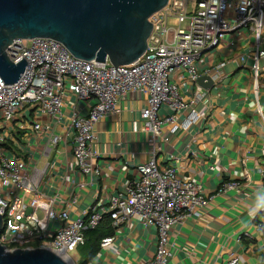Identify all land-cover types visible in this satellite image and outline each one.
<instances>
[{
  "label": "built area",
  "instance_id": "built-area-1",
  "mask_svg": "<svg viewBox=\"0 0 264 264\" xmlns=\"http://www.w3.org/2000/svg\"><path fill=\"white\" fill-rule=\"evenodd\" d=\"M148 20L151 31L144 53L133 63L116 68L108 60L75 58L51 38L15 39L5 48L12 63L26 62L16 83L4 84L0 79V245L5 251L47 249L76 264L69 254L83 246L87 230L98 227L105 216L113 229L129 225L135 217L156 239L152 257L140 264H169L170 232L189 219H200L213 197L202 194L197 181L180 177L175 167L178 154L170 153L172 164L161 166L156 159V141L167 142V132H188L202 120L193 108L202 98L197 83L205 77L220 81L227 64L222 60L201 71L207 53L222 46L243 49L235 60L250 72L251 94L264 124L259 102L264 0H194L192 5L189 0H168ZM176 75L190 87L180 88L172 79ZM187 92L189 99L185 98ZM127 94L143 96L146 102L140 119L151 145L150 158L136 166L135 175L121 193L94 201L72 219L63 204L76 202L75 193L71 191L64 199L58 193L48 195L41 190L42 177L48 171L56 172L61 184L67 185L69 173L76 172L82 177L77 186L84 189V177L98 174L93 164L94 126L114 112L119 99ZM29 113L31 118L26 119ZM9 131L27 138L28 147H35L32 153L24 158L14 156L8 142L12 141L11 146L21 144ZM40 147V155L46 157L43 169L33 164ZM261 152L264 154V143ZM259 173L263 179L264 168ZM239 187L236 181H224L218 192ZM254 214L253 229L263 237L264 204L254 209ZM244 238L253 237L245 232L236 241ZM112 241L113 237L102 239L99 248ZM223 264L247 263L243 256L229 254Z\"/></svg>",
  "mask_w": 264,
  "mask_h": 264
},
{
  "label": "crops",
  "instance_id": "crops-1",
  "mask_svg": "<svg viewBox=\"0 0 264 264\" xmlns=\"http://www.w3.org/2000/svg\"><path fill=\"white\" fill-rule=\"evenodd\" d=\"M242 51L237 46H222L204 55L201 71L222 60L227 64L226 74L220 81L205 77L197 83L202 98L193 108L203 116L202 120L188 132H167V142L156 141V159L161 166L172 164L168 160L170 153L178 154L180 158L175 167L180 177L197 181L202 194L213 197L200 219H189L170 232L169 264H223L229 254L243 256L247 264H264V236L253 229L252 221L257 214L251 215L264 204V178L259 173L264 168L261 152L264 124L251 94L250 72L235 60ZM262 65L259 102L264 111V59ZM172 79L182 89L190 87L181 76ZM190 95L187 92L185 98L189 99ZM145 106L143 96L127 94L119 99L114 112L95 124L97 142L93 164L98 174L84 177L87 183L84 189L77 186L82 177L76 172L69 173L67 185L61 184L56 172L48 171L42 177L41 190L48 195L58 193L64 199L71 191L75 193L76 202L63 204L72 219L94 201L121 193L135 175L132 170L150 158L151 145L140 119V111ZM68 112L66 107L65 114ZM25 118H31L30 113ZM13 135L21 144L11 146L12 141L8 142L7 147L10 145L14 156L24 158L29 151L32 153L35 147H28L27 138L22 134ZM36 151L33 164L43 169L46 157L40 155L41 147ZM224 181H236L240 187L219 193ZM245 232L253 238H244L238 243L237 237H243ZM110 237H113L112 243L99 249L87 264H140L155 251V236H150L135 217L129 225L114 229Z\"/></svg>",
  "mask_w": 264,
  "mask_h": 264
},
{
  "label": "water",
  "instance_id": "water-1",
  "mask_svg": "<svg viewBox=\"0 0 264 264\" xmlns=\"http://www.w3.org/2000/svg\"><path fill=\"white\" fill-rule=\"evenodd\" d=\"M168 0H0V79L16 83L26 62L12 63L5 48L15 39L56 40L75 58L129 65L145 51L149 17ZM30 213V210L27 211ZM2 218L0 216V232ZM0 264H69L47 249L5 251ZM74 264V263H72Z\"/></svg>",
  "mask_w": 264,
  "mask_h": 264
},
{
  "label": "trees",
  "instance_id": "trees-1",
  "mask_svg": "<svg viewBox=\"0 0 264 264\" xmlns=\"http://www.w3.org/2000/svg\"><path fill=\"white\" fill-rule=\"evenodd\" d=\"M114 232L111 227V221L109 216H105L101 221L100 225L93 230H87L85 232V242L81 246L83 256L79 260L78 264H87L93 257L98 253L100 242L106 237H110Z\"/></svg>",
  "mask_w": 264,
  "mask_h": 264
},
{
  "label": "rangeland",
  "instance_id": "rangeland-1",
  "mask_svg": "<svg viewBox=\"0 0 264 264\" xmlns=\"http://www.w3.org/2000/svg\"><path fill=\"white\" fill-rule=\"evenodd\" d=\"M192 3H194V0H189V4L192 5ZM170 23H171L172 26H176L175 20H171ZM132 172L134 173L135 170H132ZM69 256L72 258V260L76 264H78L79 263V260L81 259V256H83V253H82L81 248L79 247L78 249L74 250L73 252H71L69 254Z\"/></svg>",
  "mask_w": 264,
  "mask_h": 264
},
{
  "label": "bare ground",
  "instance_id": "bare-ground-1",
  "mask_svg": "<svg viewBox=\"0 0 264 264\" xmlns=\"http://www.w3.org/2000/svg\"><path fill=\"white\" fill-rule=\"evenodd\" d=\"M65 259L69 264H72V262L68 258L65 257Z\"/></svg>",
  "mask_w": 264,
  "mask_h": 264
},
{
  "label": "clouds",
  "instance_id": "clouds-1",
  "mask_svg": "<svg viewBox=\"0 0 264 264\" xmlns=\"http://www.w3.org/2000/svg\"><path fill=\"white\" fill-rule=\"evenodd\" d=\"M259 38V34H257V39Z\"/></svg>",
  "mask_w": 264,
  "mask_h": 264
}]
</instances>
